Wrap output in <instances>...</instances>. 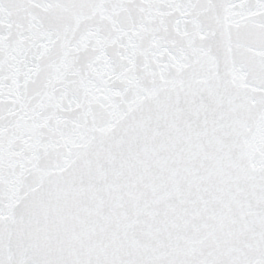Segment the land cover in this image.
Returning a JSON list of instances; mask_svg holds the SVG:
<instances>
[{
  "label": "snow or ice",
  "instance_id": "1",
  "mask_svg": "<svg viewBox=\"0 0 264 264\" xmlns=\"http://www.w3.org/2000/svg\"><path fill=\"white\" fill-rule=\"evenodd\" d=\"M0 264H264V0H0Z\"/></svg>",
  "mask_w": 264,
  "mask_h": 264
}]
</instances>
